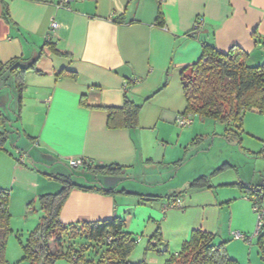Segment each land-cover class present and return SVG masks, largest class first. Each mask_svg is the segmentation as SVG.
Returning a JSON list of instances; mask_svg holds the SVG:
<instances>
[{"label": "crops", "instance_id": "crops-1", "mask_svg": "<svg viewBox=\"0 0 264 264\" xmlns=\"http://www.w3.org/2000/svg\"><path fill=\"white\" fill-rule=\"evenodd\" d=\"M62 4L63 0H0V115L18 133L15 149L10 151L5 145L0 151V189L10 192L13 233L33 231L44 215L39 197L62 188L49 177L61 174L59 171L43 173L44 177L36 167L61 170L75 158L93 166L118 164L121 174H130L126 180L131 182L121 185L123 177L105 182L99 175L81 172L79 178L86 182L115 191L105 194L75 187L63 205L61 221L71 224L124 218L127 231L135 237L140 234L143 241L134 263L166 264L195 229L219 237L221 227L228 222L230 234H249L257 198L232 184L264 190L261 151H253V156L236 152L238 160L232 156L233 160L224 161V170L199 176H210V186L185 188L176 203L169 199L171 194L160 200H142L138 194L156 195L149 188L154 183L147 176L143 181L137 179L131 172L157 162L169 167L183 154V146L194 140L197 131L179 130L175 142L165 128L175 124L177 115L186 108L181 111L173 97L183 94L181 70L201 59L204 43L224 53L238 46L254 65L264 63V0H162L165 26L156 23L158 0H70ZM6 5L11 21L4 16ZM53 21L59 27L48 46ZM199 21L202 26L197 29ZM14 59L22 66L34 65L22 74L21 105L18 89L15 91L12 84L14 81L17 88L14 72L5 66ZM63 69L77 72V78L59 76ZM160 88L144 103L136 127L107 128V112L101 106H123L125 92L133 101L142 102ZM16 100L14 123L2 108L13 111ZM2 128L5 126L0 123ZM253 134L258 137L259 133ZM223 135L229 145H235ZM24 136L31 141L30 146L26 139V144L20 145ZM251 161L262 164V169L260 165L253 167ZM261 207L264 210V200ZM22 218L27 227H20ZM158 228L161 244L149 249ZM234 249V244L231 249L228 245L231 257L237 260ZM250 264L261 263L252 262L251 257Z\"/></svg>", "mask_w": 264, "mask_h": 264}, {"label": "trees", "instance_id": "trees-1", "mask_svg": "<svg viewBox=\"0 0 264 264\" xmlns=\"http://www.w3.org/2000/svg\"><path fill=\"white\" fill-rule=\"evenodd\" d=\"M159 1L156 23L166 25L162 9V0ZM4 16L11 21L9 9L6 5ZM46 45L51 43L47 41ZM5 66L14 72L15 82L19 92V105L22 104L24 83L22 74L34 65L22 66L18 59L11 60ZM77 78L78 73L63 69L58 73ZM186 108L182 114L197 113L204 119H211L226 124L224 136L231 143L239 145L242 149L241 133L243 121L248 111L264 113V63L260 65L248 64V53L238 46H233L228 52L218 51L214 45L204 43L201 59L190 66L184 67L180 73ZM162 88L156 90L142 102H135L125 92L124 104L121 107H102L107 112V128L119 129L136 127L139 123L141 109L145 102L155 97ZM83 105L87 102L82 100ZM4 118L0 115V123ZM8 133L0 130V151L5 150ZM264 156V146L262 149ZM71 168V167H70ZM85 173L97 175L98 173H120L122 167L118 164L107 166H93L86 161L81 166ZM74 169V168H72ZM225 166L214 174L224 170ZM59 181L62 188L57 193L43 194L39 197L40 208L44 215L37 227L31 231L25 241L20 234L17 235L23 250L22 260L30 264H55L59 259H68L74 264H145L144 261L134 263L130 256L137 247V238L126 229L125 219L113 217L99 221H82L64 224L60 215L63 205L72 189L97 190L102 193H111L115 190L106 189L97 185L75 183L70 176L63 174L49 175ZM210 176H201L194 179L190 188H203L210 186ZM238 186L261 207L264 200V190L252 191L242 183L232 184ZM125 191V190H121ZM127 193H132L126 191ZM173 193L169 199L176 203L178 195ZM133 194V193H132ZM144 201L163 199L160 195L138 194ZM253 201V209L255 202ZM10 192L0 189V264H10L6 258V244L11 229ZM81 238L85 242L79 249L63 251L64 236ZM162 232L158 228L150 240L149 249L157 248L161 244ZM245 239H248L245 236ZM152 240H155L152 244ZM218 240V234L201 229L192 231L188 241L183 243L181 251L173 255L166 264H239L231 257L228 251V241ZM53 241L56 244L52 249ZM257 245L260 258L264 261V222L257 230ZM94 248L96 257H89V248ZM99 251L101 253H99Z\"/></svg>", "mask_w": 264, "mask_h": 264}, {"label": "rangeland", "instance_id": "rangeland-1", "mask_svg": "<svg viewBox=\"0 0 264 264\" xmlns=\"http://www.w3.org/2000/svg\"><path fill=\"white\" fill-rule=\"evenodd\" d=\"M253 63V64H252ZM255 62H250L248 61L249 65H254ZM14 82V81H13ZM13 84V88L16 91L17 88ZM173 86V84H172ZM172 89V87H171ZM16 95V99L18 97L17 93H14ZM161 100H164L163 97ZM17 101H14L12 104L13 111L9 110V108H2V113L7 116L10 120H13L14 123L17 119V112H18V107H17ZM173 101L177 104H180L182 109L181 111L184 110L186 106V102L184 99V96L181 92L178 93V96L173 97ZM164 103V102H163ZM182 113L178 114V118L180 117ZM190 114V119L191 123L183 126L175 121V124L172 123V126L166 127L165 133L170 134L172 133V136L175 139L178 137V131H184L187 130L189 133H192L194 131L196 134L194 140L191 142L190 145L183 146V154L177 158H174L169 165H164L163 162H157L154 165H151L149 167H138L136 168L131 174L136 175L138 178L142 180L143 176H147V180L150 181L149 188L153 189L152 191L154 192L153 194L156 195H170L173 193H178L183 191L185 188H189L190 183L196 179L199 178L201 174H206L212 172H216L218 169L223 167L222 165L224 164V161H228V159H232V156L235 157L237 160V155L236 152L239 154H246L253 156V151H262L263 146H264V113H259L258 111H248L244 117L243 121V132L241 133V146L242 150H240L239 145L235 144L234 146L229 145L220 135L225 134V129H226V124L218 121H213L211 119H204L202 118L199 114L197 113H189ZM4 116V117H5ZM2 125L5 126L4 129L7 131L9 137L6 142V148L10 151H13L15 142L18 138V133L16 132V127H11L10 122L6 120L2 122ZM174 127V128H173ZM253 133H259L257 136H255ZM191 136V135H189ZM188 136V137H189ZM224 136V135H223ZM28 141V146L31 145V141L24 136V140L19 142L20 145H25L26 141ZM169 141V140H166ZM25 142V144H24ZM174 142V143H175ZM167 142H161V144H166ZM180 145V143L178 144ZM226 146V147H225ZM21 147V146H20ZM251 147V152L248 151ZM249 155V156H250ZM162 157V156H161ZM234 158V159H235ZM236 160V161H237ZM252 160V159H251ZM251 165L253 167H257L260 165V163H255L254 161H251ZM248 163V161H247ZM244 164H246L244 162ZM38 165V164H36ZM58 166V165H55ZM249 166V165H248ZM38 170L42 172V176L45 177L46 172H54L59 171L61 174H66L71 177V179L75 183H82L81 178H79L83 172L82 169L78 168H70L69 166L62 167L63 169L57 170L54 168L53 170H48L44 169L40 166L36 167ZM249 168V167H248ZM260 169H262V164L260 165ZM259 168H257L258 171H260ZM49 172V174H51ZM98 177L105 182H108V179L115 178L117 181H121V185L124 184H129L131 181H128L126 177H130V174L128 176H125L121 173H116L112 174L114 177H107V176H112V175H107L104 173H98ZM157 176V177H154ZM106 178V179H105ZM115 180V179H114ZM80 181V182H79ZM85 185H94L92 182H86L83 180ZM116 181V182H117ZM143 181V180H142ZM132 185V184H131ZM218 187L217 189H219ZM254 215H255V221H254V226L250 228L249 234H243L244 236H247L248 239H243V238H237L236 233L233 232V238H231L230 234L231 232L228 231V222L221 227V234L218 237V242L222 240H227L228 238V245L229 249H231V244L235 245L236 252H234L235 256H237V261L239 264H250V258L252 257V262H260L261 264H264V261L260 258L259 253H258V245H257V228H258V216L259 214L253 209ZM19 221V220H17ZM25 223V224H24ZM11 224V222H10ZM27 222L23 218L20 221V227H27L26 226ZM29 224V223H28ZM31 225V224H29ZM36 226V225H35ZM30 227V228H34ZM28 230L25 229V231L22 233L20 238L22 241H25L27 235H28ZM64 242H63V251L67 252L68 250H73V249H79L84 240L81 238H70L68 235L64 236ZM137 247L134 249L130 256V260L132 262H135V259H137L138 256H140V245L142 244L141 242V236L138 234L137 236ZM225 237V238H224ZM53 241V248H55L56 244ZM183 246V244H182ZM181 246V247H182ZM102 252V251H101ZM99 251V253H101ZM230 253V252H229ZM23 250H22V244L17 237V234L11 233L8 236L7 239V244H6V258L9 261L10 264H30L26 260H22L23 258ZM87 255L89 257H96L97 255L94 253V248L91 247L89 248V251L87 252ZM232 255V254H231ZM242 262H240V259ZM41 264V263H40ZM55 264H74L73 262L69 261L68 259H59Z\"/></svg>", "mask_w": 264, "mask_h": 264}, {"label": "built area", "instance_id": "built-area-1", "mask_svg": "<svg viewBox=\"0 0 264 264\" xmlns=\"http://www.w3.org/2000/svg\"><path fill=\"white\" fill-rule=\"evenodd\" d=\"M69 2H70V0H63L62 6L67 5V3H69ZM201 26H202V23L200 21L197 22V25H196L197 29H200ZM58 27H59V23L57 21H53L52 24H51L50 33L47 36V41L50 40V37H51L52 33L55 32V30ZM177 122L179 124L183 125V126H186V125L190 124L191 123L190 114H181L180 117L177 119ZM85 161L86 160H84V159L71 158L68 161V165L71 168H80L84 164ZM254 210L259 214V216H258V228H257V230H259L261 228L263 222H264V210L256 202H255V205H254ZM236 237L245 239V236L241 232H237L236 233Z\"/></svg>", "mask_w": 264, "mask_h": 264}]
</instances>
